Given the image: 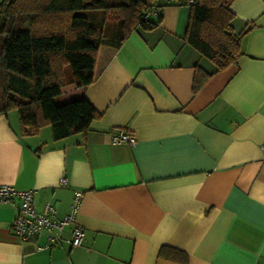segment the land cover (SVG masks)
I'll use <instances>...</instances> for the list:
<instances>
[{"label":"crops","instance_id":"0c3cea01","mask_svg":"<svg viewBox=\"0 0 264 264\" xmlns=\"http://www.w3.org/2000/svg\"><path fill=\"white\" fill-rule=\"evenodd\" d=\"M158 4L157 26L99 47L90 84L61 87L99 112L87 131L22 135L17 111L0 114V184L59 216L83 190L85 231L39 249L46 236L19 240L0 203V264H264V0L230 3L239 55L217 72L184 39L185 0ZM118 129L135 143L111 142Z\"/></svg>","mask_w":264,"mask_h":264},{"label":"trees","instance_id":"16d2710c","mask_svg":"<svg viewBox=\"0 0 264 264\" xmlns=\"http://www.w3.org/2000/svg\"><path fill=\"white\" fill-rule=\"evenodd\" d=\"M232 1L185 0L184 39L214 72L239 55ZM158 7V0H1L0 114L15 109L22 135L45 125L53 138L87 131L99 112L85 98L62 99L61 87L90 84L99 47H118L133 31L157 26ZM199 83L195 76L193 89Z\"/></svg>","mask_w":264,"mask_h":264},{"label":"built area","instance_id":"2783aa9c","mask_svg":"<svg viewBox=\"0 0 264 264\" xmlns=\"http://www.w3.org/2000/svg\"><path fill=\"white\" fill-rule=\"evenodd\" d=\"M197 0H186L187 4H192ZM111 142H127L130 145L135 143L133 134L118 129L112 136ZM262 154H264V141L260 144ZM61 183L65 182L61 178ZM37 189L34 187L18 189L9 184H0V203L9 204L17 210L14 218L12 230L19 240H30L44 234L46 241L38 245L39 249L47 248L50 245L66 241L70 246L80 245L84 239L85 231L74 223L75 215L84 195L83 190H75L70 205V210L63 216H59L50 202H45L41 209H37L34 197ZM69 227V236L63 239V230Z\"/></svg>","mask_w":264,"mask_h":264},{"label":"rangeland","instance_id":"374dc122","mask_svg":"<svg viewBox=\"0 0 264 264\" xmlns=\"http://www.w3.org/2000/svg\"><path fill=\"white\" fill-rule=\"evenodd\" d=\"M1 1V0H0ZM161 1H163V0H159V2H161ZM185 6V5H184ZM188 6V5H187ZM186 6V7H187ZM11 112H14V113H16V110L15 109H12V110H10Z\"/></svg>","mask_w":264,"mask_h":264}]
</instances>
